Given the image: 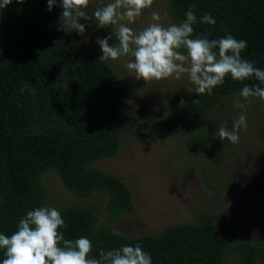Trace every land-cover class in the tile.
I'll list each match as a JSON object with an SVG mask.
<instances>
[{"label":"trees","instance_id":"16d2710c","mask_svg":"<svg viewBox=\"0 0 264 264\" xmlns=\"http://www.w3.org/2000/svg\"><path fill=\"white\" fill-rule=\"evenodd\" d=\"M164 1L176 24L194 4L193 38L231 34L246 40L242 58L264 70V0ZM47 7V0H13L0 10V234L17 231L28 211L54 206L65 221L66 227L59 229L65 239L91 240L88 258L98 259L101 250L140 244L152 264H264V238L237 240L223 231L226 220L217 221L208 212L197 222L173 224L155 234L117 232L112 222L134 210L130 189L117 175L93 165L115 155L126 132L141 141L184 133L188 149L210 160L204 167L206 182L219 186L224 145L215 133L195 124L225 95L240 93L245 85L264 84L254 77L238 81L226 76L212 95L197 94L195 85L189 86L164 118L141 122L123 104L127 82L111 59H100L97 40L110 35L109 43L116 46L117 31L107 26L94 41L82 40L60 18V0L51 11ZM205 13L211 14L214 25L200 22ZM250 98L264 115V100ZM47 172H55L77 199L53 200L43 180ZM243 199L264 201L255 190L239 191L234 202ZM96 205L103 207V218ZM245 211L264 218L263 213ZM4 258L0 250V264Z\"/></svg>","mask_w":264,"mask_h":264},{"label":"rangeland","instance_id":"374dc122","mask_svg":"<svg viewBox=\"0 0 264 264\" xmlns=\"http://www.w3.org/2000/svg\"><path fill=\"white\" fill-rule=\"evenodd\" d=\"M109 2L111 0H91L87 11L91 14ZM153 12L160 13L159 23L165 26L175 23L168 15L164 0H154L153 5L144 9L134 22L124 20L121 23L139 32L154 22L151 18ZM78 22L85 25V33L72 32L89 42L94 41L104 28L98 27L94 20L86 22L81 19ZM109 26L118 30V25ZM133 59L127 55L111 60L128 84V92L123 98L126 110L140 117L141 122L164 118L168 107L179 102L184 90L194 84L187 74H182L179 80L174 77L147 81L136 79L135 72L126 67ZM237 100L247 105L244 110L247 129L240 130L238 143L233 144L226 139L222 141L226 160L220 167L224 178L219 186L206 182L209 175L205 174L204 167L209 166L210 160L188 149L184 133L165 134L151 141H141L126 132L115 155L93 162L94 166L120 177L131 192L134 210L115 219L111 224L114 230L126 236L155 234L173 224L197 222L202 214L208 212L217 221L226 220L223 231L233 234L237 240L264 238V218L245 211L248 208L264 215V201L254 203L243 199L240 204L234 202L239 191L255 190L264 198V115L256 107L258 102L254 98L245 101L239 93L227 94L194 128L208 129L217 136L220 126L230 129L241 112L233 107ZM43 180L53 200L73 202L77 199L64 187L55 172L45 173ZM96 209L99 217L103 218V207L96 205ZM229 259L233 262L232 256ZM260 259L264 261L263 257Z\"/></svg>","mask_w":264,"mask_h":264},{"label":"clouds","instance_id":"9594fccd","mask_svg":"<svg viewBox=\"0 0 264 264\" xmlns=\"http://www.w3.org/2000/svg\"><path fill=\"white\" fill-rule=\"evenodd\" d=\"M13 0H0V10L12 4ZM23 3L24 0H16ZM56 0H47V11H51ZM91 0H60L63 9L61 17L69 32L85 33V25L78 21L94 20L98 27L117 26L118 44L109 43L111 36L98 39L102 55L101 60H117L121 56L131 55L134 59L126 64L133 70L136 79L161 80L174 77L181 79L187 74L195 85L197 94L212 95L213 89L223 85L225 77L243 81L254 77L264 84V70L254 62L242 58L247 41L226 34L219 39H209L207 34L193 38V25L197 22L195 5L185 13L186 19L167 26L159 23L161 15L152 13L153 23L136 32L126 24L135 21L154 0H111L96 8L91 14L87 11ZM201 23L214 25L211 14L205 13ZM245 101L250 97L264 100V87L245 85L239 93ZM183 103V101H181ZM241 112L233 121L232 127L220 126L218 136L230 143L239 142V132L247 129L246 103L237 100L233 103ZM66 227L60 210L54 206H40L28 211L18 222V230L10 236L0 234V250L5 258L2 264H152L151 256L140 244L125 245L119 249L101 250L99 258H88L92 251V242L81 236L78 239H65L60 228ZM255 232V230H254Z\"/></svg>","mask_w":264,"mask_h":264}]
</instances>
